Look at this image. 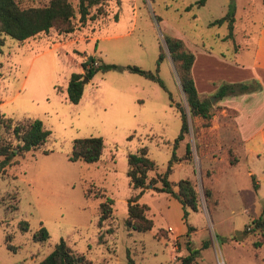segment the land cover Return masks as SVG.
<instances>
[{
	"label": "rangeland",
	"instance_id": "rangeland-1",
	"mask_svg": "<svg viewBox=\"0 0 264 264\" xmlns=\"http://www.w3.org/2000/svg\"><path fill=\"white\" fill-rule=\"evenodd\" d=\"M17 1L33 5L46 0ZM69 1L76 9L77 0ZM194 1L106 0L104 12L84 23L75 11L69 32L51 27L23 40L3 35L0 138L9 136L2 124L6 117H38L50 133L40 147L15 155L16 162L0 172V264H35L60 237L90 264H128V256L133 264H176L178 256L188 251L185 240L197 250L195 260L202 264H264V226L252 229L251 222L258 215L264 218V156L246 161L235 138L217 135L229 134L236 110L230 106L231 94L213 97L223 82L258 83L255 75L264 78V69L251 64L250 50L234 51L232 41L222 39L224 23L207 25L224 13L228 0H205L201 5ZM234 1L233 32L239 42L241 36L257 34L264 2L250 0L249 9L247 0ZM187 4L191 6L185 8ZM89 12L94 13V8ZM165 35L181 38L194 54V85L211 104L207 126L187 111ZM159 46L163 57L156 74L163 87L138 73L110 68L95 71L83 82L77 102L67 101L68 76L85 57L154 70ZM236 104L244 115L252 116L253 126L264 119V93ZM176 106L185 111L187 130L173 147L180 126ZM256 106L257 113L251 115ZM89 135L102 138L100 157L92 162L68 160L72 139ZM185 142L190 144L188 153ZM141 145L155 162L146 179L154 178L156 186L160 185L157 174L165 171L173 151L167 178L173 182L188 177L196 190L197 208L186 207L183 218L174 196L148 185L138 201L148 206L145 214L152 225L137 231L124 223L126 198L136 191L128 185L125 155ZM205 184L217 199L214 207L205 205ZM172 188L176 190V185ZM106 196L113 200L111 213L98 223V203ZM20 220L26 221L25 229L20 228ZM40 225L48 237L34 241L31 233ZM5 234L14 250L5 246Z\"/></svg>",
	"mask_w": 264,
	"mask_h": 264
},
{
	"label": "trees",
	"instance_id": "trees-1",
	"mask_svg": "<svg viewBox=\"0 0 264 264\" xmlns=\"http://www.w3.org/2000/svg\"><path fill=\"white\" fill-rule=\"evenodd\" d=\"M106 0H77L76 9L69 0H46L41 4H20L17 0H0V45L3 43V35H8L16 40H23L37 33L45 32L51 27L62 32H69L73 29L71 18L76 11L77 19L80 23H84L87 18H94L98 14L104 12L103 4ZM205 0H195L196 5H201ZM191 4H187L185 8H189ZM94 8V13H90V8ZM235 1L228 0L227 8L223 14L214 17L207 22V25L225 24L226 31L221 36L222 39H230L232 44L237 47L234 39L233 23L235 20ZM116 13H113V19H116ZM167 53L176 64V72L180 83L181 90L184 93L187 111L190 116H199L202 119V125H209L211 119V104L208 98H200L191 76V65L194 54L191 50L184 47L181 38L170 35L163 37ZM233 48L235 49V47ZM163 52L159 46V52L156 59L155 69H144L136 64L118 65L115 63H98L91 56L90 59L85 57L80 60V66L83 71L70 72L66 82V99L68 102L75 103L81 96L83 83L81 79L85 76L90 79L97 70L105 71L110 68L125 69L129 72L138 73L146 78L155 80L163 87L161 79L157 76V62L162 59ZM253 81V80H252ZM258 87L256 81H229L219 84L213 93L215 99L229 94H238L241 92L251 91ZM180 116V126L177 135L172 141L174 147L178 140L183 138L184 132L187 130V121L185 111L182 107L176 106ZM3 128L9 133L7 138H0V172L6 165L16 162L15 155H21L27 150H35L40 147L48 138L50 130L42 123L38 117H26L21 119H11L6 117L2 120ZM103 142L100 136H78L74 137L71 142V148L67 155V159L71 161L82 160L85 162L96 161L102 153ZM47 152L46 149H42ZM190 151L189 142H185L184 152ZM126 157V175L128 185L135 192L130 193L126 198V216L124 219L125 226L129 229L144 231L151 227L152 220L145 214L148 206L139 202L138 198L143 189L148 185L157 191H164L174 196L181 204L182 217L185 218L186 207L196 210V190L188 177H182L171 182L167 178L170 171V162L175 158L173 151L167 160L166 169L162 173L157 174V180L160 185H155V179L149 177L146 179L147 171L155 167L153 159L148 157L145 145H141L137 151H128ZM229 161L233 159L229 158ZM210 172V170H209ZM211 173V172H210ZM209 173V174H210ZM206 171V176H209ZM172 184L176 185L173 190ZM254 184V183H253ZM202 193L205 205L214 207L217 199L214 198L211 187L208 184L203 185ZM113 200L106 196L104 200L98 203V223L108 217L111 213V204ZM21 229L27 227L25 220H20ZM252 229L264 226V218L261 215L251 219ZM193 226L188 225V229ZM244 229V228H243ZM264 236V232L262 233ZM48 237V233L43 226H38L32 233L31 238L34 241H42ZM7 240V234L4 236L5 246L14 250V246ZM189 240H185L186 254L178 256L176 264H202L195 260L196 249L189 247ZM254 245H258V240L253 241ZM128 264H133L130 256L127 257ZM35 264H90L84 255L73 251L63 238H59L53 245V248L43 258Z\"/></svg>",
	"mask_w": 264,
	"mask_h": 264
},
{
	"label": "crops",
	"instance_id": "crops-1",
	"mask_svg": "<svg viewBox=\"0 0 264 264\" xmlns=\"http://www.w3.org/2000/svg\"><path fill=\"white\" fill-rule=\"evenodd\" d=\"M260 2H262L263 4L264 1L259 0V3ZM247 3H248L247 7H249L250 9L252 3L250 2V0H247ZM261 21H262L261 27L260 29H258L257 34L255 36H251V35H247L245 37L241 36L240 41L242 42V44L240 45V41L239 42L236 41V43L238 44L237 47L233 50L238 51V49L240 48L250 50L251 64L254 65V67L255 65H259L261 68L264 69V14ZM78 64L80 65V63ZM78 64L76 71H80ZM255 77L258 79L257 88L251 91L241 92L238 94H231L228 97V99L232 102L230 106L236 110V114L233 116L232 119L233 126L230 132H228L229 134L223 133L222 131L218 132L217 134L218 136H223L225 134L230 138H235V141H237L238 145L240 144L241 146L240 153H242L243 159H245L246 161L254 157H259L261 155L264 156V119L260 124L256 125L257 127L253 126L252 116L244 115L242 113V109L240 105L236 104V102H239L241 104L245 103L246 101H249L251 97L261 92L264 93V78L261 75H257V74L255 75ZM197 92H198V96L200 97L198 90ZM225 96L224 98H226ZM257 108H258L257 106L252 108L251 115L257 113ZM246 161L245 164H247ZM254 182L255 184H258L257 179H255Z\"/></svg>",
	"mask_w": 264,
	"mask_h": 264
},
{
	"label": "water",
	"instance_id": "water-1",
	"mask_svg": "<svg viewBox=\"0 0 264 264\" xmlns=\"http://www.w3.org/2000/svg\"><path fill=\"white\" fill-rule=\"evenodd\" d=\"M91 58V56L89 55L88 56V59H90ZM85 80H87V78L85 77V76H83L82 77V79H81V83H83ZM213 97H211V99H212ZM236 232H237V234L240 232L239 230H236ZM239 238H240V235H239Z\"/></svg>",
	"mask_w": 264,
	"mask_h": 264
}]
</instances>
